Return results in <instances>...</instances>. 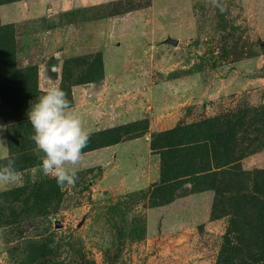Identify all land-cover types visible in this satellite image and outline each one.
<instances>
[{"label":"rangeland","instance_id":"rangeland-1","mask_svg":"<svg viewBox=\"0 0 264 264\" xmlns=\"http://www.w3.org/2000/svg\"><path fill=\"white\" fill-rule=\"evenodd\" d=\"M12 2L32 10L24 41L8 25L39 88L101 56L94 81L70 64L71 105L88 135L132 132L82 151L74 185L29 150L37 163L0 180V264H264V0ZM209 134L218 160L164 177L169 151Z\"/></svg>","mask_w":264,"mask_h":264},{"label":"trees","instance_id":"trees-1","mask_svg":"<svg viewBox=\"0 0 264 264\" xmlns=\"http://www.w3.org/2000/svg\"><path fill=\"white\" fill-rule=\"evenodd\" d=\"M16 0H0V5ZM94 64L85 59V57H72L65 61L63 68V85L62 89L66 92L67 98L72 102L69 84L75 76L70 72V64L75 66H88L90 72L80 73V80L94 81L103 73L101 56L94 57ZM100 66L98 69L97 66ZM97 67V72H91ZM96 69V70H97ZM37 65L31 64L26 67H20L17 62V52L15 45V28L13 25H4L0 23V115L9 125V150L7 157L0 159V164L7 165L9 160L16 162L15 171H20L26 167L35 165L32 162L29 150L36 148L35 142L31 139L34 129L28 119V111L31 103L42 95L45 91L39 88V73ZM90 74V75H89ZM69 82V83H68ZM68 83V84H67ZM68 85V86H67ZM206 124V123H205ZM131 125L108 128L89 135L87 147L82 151L92 150L101 146L110 145L118 142L123 133H131ZM202 126V125H201ZM132 128V127H131ZM210 135V134H209ZM199 137V136H198ZM214 137L198 138L192 141L196 145L188 147H177L169 151L173 156L164 159L163 173L164 177L169 178L171 175H179L171 168H184V173L194 171V169H208L209 164L218 160V156L210 150V142ZM182 143H174L180 146ZM14 157V158H13ZM39 164V163H38ZM1 167V166H0ZM3 167V166H2ZM188 169V170H187Z\"/></svg>","mask_w":264,"mask_h":264},{"label":"clouds","instance_id":"clouds-1","mask_svg":"<svg viewBox=\"0 0 264 264\" xmlns=\"http://www.w3.org/2000/svg\"><path fill=\"white\" fill-rule=\"evenodd\" d=\"M28 119L34 129L31 139L43 174L55 178L60 186L74 185L89 135L66 92L60 87L49 88L31 103ZM15 176L13 161L0 167V180H12Z\"/></svg>","mask_w":264,"mask_h":264},{"label":"crops","instance_id":"crops-1","mask_svg":"<svg viewBox=\"0 0 264 264\" xmlns=\"http://www.w3.org/2000/svg\"><path fill=\"white\" fill-rule=\"evenodd\" d=\"M19 3H21V2H19ZM0 6H1L0 7V15H1V19L3 21L2 23L3 24L14 23L16 25V27L18 28V32H19L17 39H20V40L24 41V39L20 38V34H22V30L20 28L21 24H20V22L18 20H15L19 16V14H23L24 11H22V9L20 11V9L18 7V4L14 3V2H12V3H10V2L4 3L3 5H0ZM30 12H32V10ZM30 12L28 14L24 13V15H26L27 19H30V17H31L30 16ZM31 20L32 21L36 20V17L33 16V18ZM31 39L33 40V42H35L34 36H31ZM31 39H29V40H31ZM36 40H38V39H36ZM34 65H37V67H39V71L41 70V64L38 61H36ZM0 139H1L0 140V154H1L0 159H1V158H5V157H7L9 155V153H7V149L9 151V146L7 145L8 142L6 144L7 134H1L0 135Z\"/></svg>","mask_w":264,"mask_h":264}]
</instances>
